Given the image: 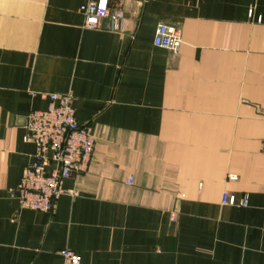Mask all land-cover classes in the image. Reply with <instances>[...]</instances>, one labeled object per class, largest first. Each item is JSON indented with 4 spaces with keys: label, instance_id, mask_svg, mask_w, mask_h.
I'll use <instances>...</instances> for the list:
<instances>
[{
    "label": "crops",
    "instance_id": "1",
    "mask_svg": "<svg viewBox=\"0 0 264 264\" xmlns=\"http://www.w3.org/2000/svg\"><path fill=\"white\" fill-rule=\"evenodd\" d=\"M89 1L0 0V264H264V0H109L118 28H87ZM49 93L96 146L41 212L10 192Z\"/></svg>",
    "mask_w": 264,
    "mask_h": 264
},
{
    "label": "built area",
    "instance_id": "2",
    "mask_svg": "<svg viewBox=\"0 0 264 264\" xmlns=\"http://www.w3.org/2000/svg\"><path fill=\"white\" fill-rule=\"evenodd\" d=\"M87 28H102L106 23L118 28L125 20L123 10L110 5L109 0H91L80 7ZM253 11L251 10V14ZM158 47L178 52L183 42L181 29L160 23L154 36ZM45 109H36L25 118L26 141L36 145L32 160L21 172L18 184L10 196L19 201L22 208L52 212L56 200L62 194L61 184L74 174L88 171L96 138L88 124L77 120L71 94L49 93ZM229 180L238 175L230 174ZM222 204L247 206V196L238 200L235 194L225 191ZM63 264H80V256L73 250H60Z\"/></svg>",
    "mask_w": 264,
    "mask_h": 264
}]
</instances>
